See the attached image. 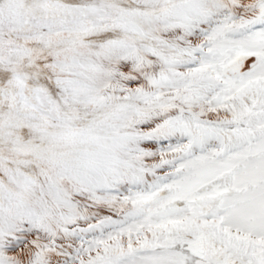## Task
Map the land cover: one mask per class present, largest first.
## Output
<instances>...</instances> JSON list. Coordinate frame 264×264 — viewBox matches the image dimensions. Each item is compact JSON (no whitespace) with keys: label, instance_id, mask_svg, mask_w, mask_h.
Listing matches in <instances>:
<instances>
[{"label":"snow or ice","instance_id":"6c2138e0","mask_svg":"<svg viewBox=\"0 0 264 264\" xmlns=\"http://www.w3.org/2000/svg\"><path fill=\"white\" fill-rule=\"evenodd\" d=\"M0 264H264V0H0Z\"/></svg>","mask_w":264,"mask_h":264}]
</instances>
